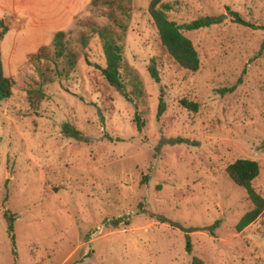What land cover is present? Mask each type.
I'll return each mask as SVG.
<instances>
[{
    "label": "rangeland",
    "instance_id": "obj_1",
    "mask_svg": "<svg viewBox=\"0 0 264 264\" xmlns=\"http://www.w3.org/2000/svg\"><path fill=\"white\" fill-rule=\"evenodd\" d=\"M149 1L122 0L119 9L82 0L72 24L36 25L0 10L3 73L12 80L0 101V264H190L192 255L264 264V210L235 228L252 203L225 169L256 160L252 185L264 197V0H162L177 23L222 15L181 29L198 53L195 71L162 46ZM228 8L261 27L232 21ZM103 27L121 48L127 98L98 68L105 58L93 30ZM58 30L73 67L53 54ZM38 88L43 96L32 102L27 90ZM65 122L81 136L64 134Z\"/></svg>",
    "mask_w": 264,
    "mask_h": 264
},
{
    "label": "trees",
    "instance_id": "obj_2",
    "mask_svg": "<svg viewBox=\"0 0 264 264\" xmlns=\"http://www.w3.org/2000/svg\"><path fill=\"white\" fill-rule=\"evenodd\" d=\"M122 0H90L91 6H99L106 4L107 6L116 5L117 8L121 9ZM170 9V5L162 0H150L147 11L152 18V21L156 27L160 42L166 49L168 54L183 68L195 71L199 67L198 53L191 42V40L182 33L181 29H198L201 27H207L214 23L222 21V15H204L196 17L190 21L177 23L174 20L168 18L166 11ZM228 13L232 21L248 26L251 28H259L255 23L244 19L237 11L230 10ZM111 18L114 17L113 12H108ZM8 25L3 18H0V41L7 31ZM100 38L102 39V50L105 58L104 66H98L101 74L105 80L119 90L125 98L127 94L124 91V86L120 77V68L122 67L123 61L121 56V48L115 38L109 33L107 27L94 29ZM66 32L58 30L54 33L51 39V45L53 47V54L56 58H62L69 65L73 67L76 61V55L73 51L69 50L66 46ZM84 43V36L79 37ZM148 71L151 77L155 81H159L158 72L153 64L148 66ZM12 80L10 77L3 73L1 52H0V101L8 98L11 95ZM230 87L229 90H232ZM28 98L33 102L43 96L42 91L38 89L27 90ZM180 103L190 109L195 110L197 103L194 101L181 98ZM164 111V102L162 96L158 97L156 115L159 117ZM134 122L138 129L141 128L142 120L139 118L138 113L135 111ZM62 132L72 137H80V131L68 122L62 124ZM226 172L230 179L237 185L242 186L246 190V195L252 203V207L246 210L239 220L235 224L237 230H241L250 222H252L263 210H264V197L261 196L253 187L252 180L259 173V165L256 160L249 158H237L226 166ZM4 216L8 223V229L12 230V219L13 214L9 211H4ZM185 249L187 252L192 251L191 242L187 234H185ZM190 264H209L206 263L202 258L197 255H192ZM250 264H259L257 262Z\"/></svg>",
    "mask_w": 264,
    "mask_h": 264
},
{
    "label": "crops",
    "instance_id": "obj_3",
    "mask_svg": "<svg viewBox=\"0 0 264 264\" xmlns=\"http://www.w3.org/2000/svg\"><path fill=\"white\" fill-rule=\"evenodd\" d=\"M81 1L82 0H0V10L9 9L15 18H19L21 21L30 20L28 23L36 25L47 23L60 24L63 22L73 23L74 17L76 16V14L73 13V9L75 6H78Z\"/></svg>",
    "mask_w": 264,
    "mask_h": 264
}]
</instances>
